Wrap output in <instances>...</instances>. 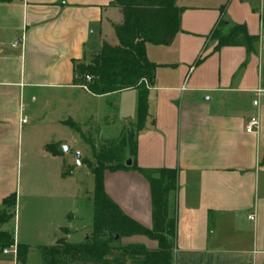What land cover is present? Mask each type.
I'll return each instance as SVG.
<instances>
[{"label":"crops","instance_id":"1","mask_svg":"<svg viewBox=\"0 0 264 264\" xmlns=\"http://www.w3.org/2000/svg\"><path fill=\"white\" fill-rule=\"evenodd\" d=\"M251 1L231 0L225 7L214 0H176L183 13L174 42L147 45L158 68L135 163L178 169L169 202L176 220L174 264H264V3L252 7ZM221 19L258 36L254 49H215L211 33ZM123 20L115 0L0 1V208L16 194L14 171L24 157L34 165L54 161L63 168L75 159L80 165L76 153H86L74 146L85 140L70 123L87 139L82 129L90 124L105 140L121 135L107 120L119 103H103L118 93L92 94L74 78L75 66L91 62L105 43L119 45L114 27ZM18 38L23 41L14 47ZM123 92L137 96L136 107L122 118L124 128L138 120L139 91ZM253 116L261 127L248 134ZM50 145L70 150L54 155ZM32 154L39 156L34 162ZM104 182L127 215L152 227L150 185L142 173L106 171ZM133 237L138 240L127 244L158 247ZM19 244L15 236L16 251Z\"/></svg>","mask_w":264,"mask_h":264},{"label":"trees","instance_id":"2","mask_svg":"<svg viewBox=\"0 0 264 264\" xmlns=\"http://www.w3.org/2000/svg\"><path fill=\"white\" fill-rule=\"evenodd\" d=\"M2 1V0H0ZM176 0H115L121 8L123 23L115 25L118 46L104 44L90 63L75 66L74 82L86 86L95 95H110L137 89L139 91L138 120L131 131L105 143L100 150L95 142L85 138L76 124L70 126L90 145L95 162L86 161L94 176L93 227L89 238L81 243L57 240L54 245L39 246L43 264H174L176 220L169 215L170 194L178 188V169L139 168L135 163L137 135L146 127L149 115V92L154 86L158 65L147 56V45L170 46L180 31L182 8ZM139 36L141 37L139 39ZM217 40L215 49L224 46H245L252 51L258 36L251 35L245 25H231L220 20L211 33ZM200 61V60H199ZM87 77L91 80L88 81ZM60 155L58 145L48 146ZM128 151V157H125ZM132 159L131 166H127ZM137 169L148 180L151 192L152 227L146 228L129 215L107 194L105 172ZM73 169L64 163L62 176L69 177ZM16 194L3 200L0 226L8 225L16 215ZM118 235V239H116ZM144 236L156 241L150 249L142 244L122 245L124 237ZM15 245L13 229L0 228V252ZM28 246L19 244L18 253ZM21 250V251H20ZM26 263V257L18 258Z\"/></svg>","mask_w":264,"mask_h":264},{"label":"rangeland","instance_id":"3","mask_svg":"<svg viewBox=\"0 0 264 264\" xmlns=\"http://www.w3.org/2000/svg\"><path fill=\"white\" fill-rule=\"evenodd\" d=\"M214 1L223 3L226 7L231 0ZM261 1L264 3V0ZM261 1L252 0L250 4L252 7H260ZM107 100L119 103V107L113 106V109L109 111L111 115L107 119L115 121L112 130L117 132L116 136L124 131L133 130V125L129 124H125L123 128L122 118L125 114L129 115L136 107V93H118L104 98L103 103L106 104ZM91 126V124L87 125L82 131L89 135L90 140L94 141L96 148L100 150L109 141L103 139L102 135L96 134L97 127L95 125ZM101 128L105 129L104 122ZM85 142L78 139L74 146V149H80L86 154L82 155L80 165L76 164V159L73 160L72 178L64 179L62 166L54 161L34 165L33 163L28 164L24 157L23 163H20L16 168L14 171L15 193L17 194L16 215L10 224L0 226V228L3 230L13 229L17 240L28 245L29 248L25 247L22 252L18 253L14 246L6 247L0 252V264H22L18 259L21 256L26 257L25 264H43L39 246L52 245L57 239L76 244L90 237L93 227L92 196L95 182L86 161L95 162V160L90 145ZM35 151L37 150H32L33 153ZM31 157L34 162L39 156L32 154ZM125 157H128V151ZM62 226L65 228L59 232L58 230ZM137 240L134 237H124L120 243L127 245L129 242ZM5 250L7 253H4Z\"/></svg>","mask_w":264,"mask_h":264},{"label":"built area","instance_id":"4","mask_svg":"<svg viewBox=\"0 0 264 264\" xmlns=\"http://www.w3.org/2000/svg\"><path fill=\"white\" fill-rule=\"evenodd\" d=\"M23 41V38H18L14 43H13V46L16 47L18 44L22 43ZM87 80L90 81L91 78L90 77H87ZM85 88L87 89V87L85 86ZM24 121H26V119H24ZM260 127H261V122H260V119L258 116H253L251 117L248 122H247V125H246V132L248 134H253V133H257L259 132L260 130ZM249 218L251 220H255V216L254 215H251L249 216ZM4 253H7V251L5 250Z\"/></svg>","mask_w":264,"mask_h":264},{"label":"water","instance_id":"5","mask_svg":"<svg viewBox=\"0 0 264 264\" xmlns=\"http://www.w3.org/2000/svg\"><path fill=\"white\" fill-rule=\"evenodd\" d=\"M141 37L139 36V39H140ZM61 152H68L69 150H70V146H62V147H60V149H59ZM76 158H77V161H78V164H80V160H81V158H82V155L80 154V153H76ZM132 163H133V161H132V159H128L127 160V162H126V165L127 166H131L132 165ZM118 235H116V239H118Z\"/></svg>","mask_w":264,"mask_h":264}]
</instances>
